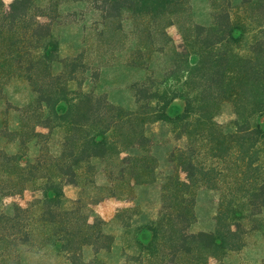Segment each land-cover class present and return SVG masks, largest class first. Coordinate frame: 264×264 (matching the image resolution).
Listing matches in <instances>:
<instances>
[{"label": "trees", "instance_id": "1", "mask_svg": "<svg viewBox=\"0 0 264 264\" xmlns=\"http://www.w3.org/2000/svg\"><path fill=\"white\" fill-rule=\"evenodd\" d=\"M210 2L212 22L203 25L193 19L190 0H13L8 7L0 0V102L11 103V80L23 81L32 93L14 108L19 118L8 128L16 149L0 146V197L42 192L30 205L14 203L12 213L0 210V264H25L28 254L47 250L61 264H112L99 257L115 242L106 221H90L80 200L66 207L64 186L80 185L84 176L96 185L104 176L109 195L129 197L136 185L160 180L147 134V124L160 120L183 143L169 154L174 170L162 180L157 216L124 224L134 229L133 249H124L118 264H217L244 247L248 232L264 229V0ZM71 3L92 9L101 34L113 26L124 32L125 19L135 20L133 32L148 39L138 37L128 51L135 66L151 71L153 52L173 45L163 79L134 81L135 108L86 86L91 68L85 54L62 55L55 28ZM248 7L261 14L244 54L239 48L250 21L235 10ZM174 17L186 19L179 25L183 44L167 30ZM166 19L170 23L162 24ZM228 104L230 129L216 119ZM12 124L5 121V127ZM200 187L220 192L212 230H192Z\"/></svg>", "mask_w": 264, "mask_h": 264}, {"label": "rangeland", "instance_id": "2", "mask_svg": "<svg viewBox=\"0 0 264 264\" xmlns=\"http://www.w3.org/2000/svg\"><path fill=\"white\" fill-rule=\"evenodd\" d=\"M7 7L13 0H4ZM240 0H238L239 2ZM193 19L203 25H209L212 22V8L210 0H190ZM66 16L55 30L61 40V53L63 56L74 55L75 53L85 54L87 62L90 63L88 79L85 84L88 88L97 93L105 95L110 101L123 105L127 108H135L136 96L132 88L134 81L150 78L149 82L164 78V69L170 63L173 52L172 44L165 53L160 51L153 52V60L150 69L135 66L129 61L128 51L132 45L138 41V37L143 41H148L145 33L135 34L132 30L135 20L125 19V30L119 32L114 29L110 33L101 34L96 25L93 24L94 13L86 4L71 3L64 6ZM261 11V10H260ZM252 14L253 10L238 8L235 10L237 17L248 18L252 24H248V32L241 43L240 51L248 53L256 31L253 19L258 17L261 12ZM254 15V17H250ZM256 15V16H255ZM263 15V14H262ZM261 17V16H260ZM256 19V18H255ZM186 19L183 17H174L173 23L167 27L169 35L180 44L181 33L179 25L182 26ZM170 23L169 19L162 21V24ZM156 40L163 44L166 37L156 35ZM97 71V74L93 73ZM155 71V72H153ZM150 75V76H149ZM7 98L11 103L0 102V146L6 147L10 151L16 149L17 144L14 135L8 131V128H15V122L19 118L18 110L14 108L31 99V92L27 85L20 80H11L6 89ZM178 110L184 108V100L179 98L175 101ZM234 118L233 107L225 105L216 119L231 127V120ZM10 120L11 127H5V121ZM3 125V126H2ZM147 134L152 139L151 153L158 160L157 175L160 180L153 183L136 185L132 196L117 194L109 195V190L102 186L107 183L104 176H98L97 183L94 185L88 177L81 178L80 185L66 184L64 186L66 207L77 206L75 201H81L84 204L82 213L90 217L93 221L95 217H102L106 224L104 229L113 234L115 242L110 251H102L99 257L112 264H118L123 260L124 249L132 251L130 245L134 229L124 227L125 223L132 222L133 225L143 223L157 216L161 207V186L163 178L171 173L173 169L172 162H169V154L175 145H179L182 140L176 139L172 132V126L165 121L150 122L147 124ZM35 148H31V151ZM122 193V192H120ZM195 211L197 219L192 226L194 231L212 230L215 227V216L218 210L220 192L217 190L200 187L196 189ZM42 195L41 190L30 188L21 194L0 197V210L12 213L13 204L20 203L22 206L30 205L36 197ZM264 218V213H263ZM246 244L238 251H232L227 254L217 264H264V229L250 231L246 234ZM46 250V249H45ZM49 251L46 255L28 254V260L25 264H61V257L54 251ZM84 255L87 259L94 256L91 247H85ZM214 262L216 260H213Z\"/></svg>", "mask_w": 264, "mask_h": 264}]
</instances>
